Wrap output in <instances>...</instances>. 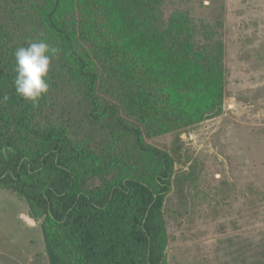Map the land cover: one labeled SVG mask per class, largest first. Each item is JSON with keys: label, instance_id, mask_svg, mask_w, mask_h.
<instances>
[{"label": "trees", "instance_id": "1", "mask_svg": "<svg viewBox=\"0 0 264 264\" xmlns=\"http://www.w3.org/2000/svg\"><path fill=\"white\" fill-rule=\"evenodd\" d=\"M167 1L0 0V190L43 220L49 264H167L195 175L150 142L180 147L226 97L224 21ZM40 40L58 53L34 106L14 53Z\"/></svg>", "mask_w": 264, "mask_h": 264}, {"label": "rangeland", "instance_id": "2", "mask_svg": "<svg viewBox=\"0 0 264 264\" xmlns=\"http://www.w3.org/2000/svg\"><path fill=\"white\" fill-rule=\"evenodd\" d=\"M186 5L225 23L226 97L222 113L189 128L180 147L171 135L150 142L176 157L177 177L195 175L188 214L168 218L167 264H264V0H172L165 13ZM166 205L178 206L174 192ZM23 214L0 190V264H49L43 220L32 225Z\"/></svg>", "mask_w": 264, "mask_h": 264}, {"label": "clouds", "instance_id": "3", "mask_svg": "<svg viewBox=\"0 0 264 264\" xmlns=\"http://www.w3.org/2000/svg\"><path fill=\"white\" fill-rule=\"evenodd\" d=\"M58 49L44 40L29 42L15 50V92L25 102L38 106L49 92L48 74L52 58ZM7 95L2 97L7 101Z\"/></svg>", "mask_w": 264, "mask_h": 264}, {"label": "water", "instance_id": "4", "mask_svg": "<svg viewBox=\"0 0 264 264\" xmlns=\"http://www.w3.org/2000/svg\"><path fill=\"white\" fill-rule=\"evenodd\" d=\"M22 217H23L24 219H26V221H27L28 223L32 224V225H35V224H36V221L33 220V219H31L30 217H28L26 214H23Z\"/></svg>", "mask_w": 264, "mask_h": 264}]
</instances>
